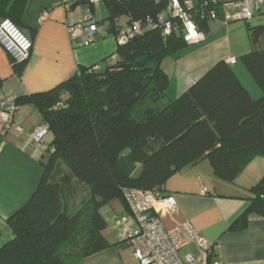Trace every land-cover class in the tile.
Returning a JSON list of instances; mask_svg holds the SVG:
<instances>
[{"label": "trees", "instance_id": "1", "mask_svg": "<svg viewBox=\"0 0 264 264\" xmlns=\"http://www.w3.org/2000/svg\"><path fill=\"white\" fill-rule=\"evenodd\" d=\"M7 1L0 0V15ZM12 1L5 17L21 13L28 0ZM170 1L104 0L110 33L122 30V17L130 26L141 24L139 33L119 44L115 60L79 67L50 90L15 97L17 106L35 105L54 138L47 145L49 158L37 189L8 219L13 238L0 248V264H78L126 245L124 239L111 243L105 237L107 222L101 213L115 199L128 209L126 190L161 195L172 175L204 159L217 177L233 182L255 157L264 156V49L257 46L240 60L263 91L260 99L250 95L231 64L222 60L167 106L146 109L142 119L133 117V108L145 98L166 96L170 78L161 61L188 44L178 18L166 14L161 19ZM193 1L190 13L201 30L210 13L219 16L226 2ZM169 21L172 31L165 33ZM245 22L256 45L264 27ZM62 165L65 172L57 179ZM74 183L90 193L76 211L67 203L68 194L76 198ZM251 192L247 209L229 230L245 229L250 213L264 217V176Z\"/></svg>", "mask_w": 264, "mask_h": 264}, {"label": "crops", "instance_id": "2", "mask_svg": "<svg viewBox=\"0 0 264 264\" xmlns=\"http://www.w3.org/2000/svg\"><path fill=\"white\" fill-rule=\"evenodd\" d=\"M233 1V0H219ZM7 1L0 22L12 18L30 36L33 47L29 58L15 65L10 54L0 45V100L9 96L21 97L44 92L59 85L79 67L102 66L112 63L119 47L118 33H110L106 20L109 11L103 0L97 8L90 0H28L24 10L10 13ZM44 11L48 15L41 19ZM20 13V14H19ZM219 18L210 19L204 27L206 38L189 45L161 61V67L170 78L166 96L145 98L132 110L136 119H142L148 108L161 109L178 98L205 72L219 61L236 58L231 64L235 74L254 99L263 91L240 57L257 46L264 49V33L253 44L247 22L235 20L226 24ZM91 15L99 26L91 44H82V38L73 39L70 27ZM122 29H129L128 18L119 20ZM264 27V9L250 22ZM146 102V106L142 103ZM43 117L31 103L19 105L9 128L0 122V248L13 238L8 223L11 215L24 206L37 189L43 176V163L49 158L47 150L52 133L41 144L31 138V132L43 122ZM18 127L23 129L19 131ZM264 176V156H257L233 182H226L214 173L208 159L189 165L172 175L166 182L162 196H173L177 210L163 218L166 228L189 221L209 243L216 244L207 264H264V217L250 213L248 226L243 230H229L230 225L247 209L253 194L251 189ZM114 239L123 240L115 225L116 216L126 212L119 199L113 200ZM109 203V204H111ZM101 213L106 217L101 209ZM107 222V220H106ZM108 226V223H107ZM127 245H116L81 259L78 264H129ZM189 250L194 251V246ZM131 257L136 258L131 252ZM127 262V263H126ZM137 264V263H134Z\"/></svg>", "mask_w": 264, "mask_h": 264}, {"label": "built area", "instance_id": "3", "mask_svg": "<svg viewBox=\"0 0 264 264\" xmlns=\"http://www.w3.org/2000/svg\"><path fill=\"white\" fill-rule=\"evenodd\" d=\"M69 2L70 0H65ZM99 7L103 0H90ZM194 7L193 0H171L166 14L178 18L184 29V39L189 45H196L205 40L206 34L199 28L190 10ZM264 9V0H233L221 4L222 20L228 24L235 20L250 21L258 12ZM48 15L44 11L41 19ZM211 19H217L218 14L210 13ZM99 26L89 14L83 22L70 27L73 39L82 38V44H91ZM141 31V24L134 22L129 29L118 33L119 44L126 43L129 38ZM172 31V23L166 22L165 33ZM0 45L10 54L14 63L25 62L33 47V42L26 31L16 25L10 18L0 22ZM237 59L232 57L228 63L235 64ZM14 96L0 100V122L4 128H9L18 109ZM19 131L23 132L21 127ZM50 126L42 122L31 132V138L41 144L50 133ZM48 149V147H47ZM125 199L128 206L126 212L116 217L115 225L123 234L126 245L131 247L134 257L140 264H207L208 257L215 247L207 242L189 222L176 224L166 228L163 218L177 210L173 196H162L155 190H126ZM194 246V251L189 250ZM188 248L183 254L181 251ZM215 264H222L217 262Z\"/></svg>", "mask_w": 264, "mask_h": 264}, {"label": "rangeland", "instance_id": "4", "mask_svg": "<svg viewBox=\"0 0 264 264\" xmlns=\"http://www.w3.org/2000/svg\"><path fill=\"white\" fill-rule=\"evenodd\" d=\"M146 105H147L146 102L142 103L141 108H142V106H146ZM61 168L62 169H60L56 174L57 179L61 177V173L65 172V168H66L65 165H62ZM74 185H76V191H77L76 198H74V199L70 198V195L68 194L67 195V203L69 204V207L73 206V210L76 211L83 205L84 202H86L89 199L90 193H89V190L87 188H85L81 185H78L77 183H74ZM113 207H114V205H113V203H111V204H107V205L103 206V208H102V211H103V213L106 217L107 223H108V226L105 230L106 231L105 233L110 239H114V237H115V232L112 228V227H114L113 221H112ZM115 220H116V218H115ZM126 248L128 249L127 258H128V260H130V261H128V263L129 264H134V263L140 264L137 259L136 260L138 262H136L134 260V258L131 257V252L133 253L131 247L127 246ZM187 249L188 248L183 249L181 251V253L183 254L184 252L187 251Z\"/></svg>", "mask_w": 264, "mask_h": 264}]
</instances>
